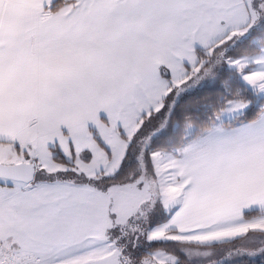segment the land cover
<instances>
[{"label": "snow or ice", "instance_id": "6c2138e0", "mask_svg": "<svg viewBox=\"0 0 264 264\" xmlns=\"http://www.w3.org/2000/svg\"><path fill=\"white\" fill-rule=\"evenodd\" d=\"M0 264H264V0H0Z\"/></svg>", "mask_w": 264, "mask_h": 264}]
</instances>
